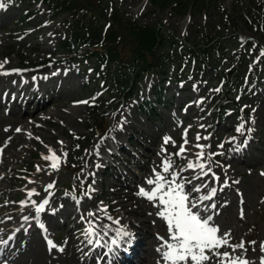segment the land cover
Listing matches in <instances>:
<instances>
[{
    "label": "rangeland",
    "instance_id": "obj_1",
    "mask_svg": "<svg viewBox=\"0 0 264 264\" xmlns=\"http://www.w3.org/2000/svg\"><path fill=\"white\" fill-rule=\"evenodd\" d=\"M93 1L91 0V2ZM113 1L121 11L126 13L127 18L145 26H159L176 36V38L187 36L191 41L203 39L205 42L209 38H219L220 41L224 38L226 40L235 38L233 42L238 43V36L242 39H260L264 35V33L259 32V29L256 30L255 26L253 27L247 23L244 15L249 7L244 0H188L191 10L185 15L179 9L172 10L170 7H158L156 0ZM2 2H4L5 7L0 9H5V11L0 13V19H2V22H0V64L5 66V64L10 63L12 66L9 65V69L14 70L16 68H13V65L18 68L23 64L28 65V63L39 64L44 59L50 58V54L53 57L62 58L60 54L64 50L62 42L67 41L71 35L70 30L63 23L67 15L53 22L49 6L45 3H37L32 6V9L33 11L38 9L40 12L30 20L27 29L24 30L23 28L22 30L17 25L23 8L13 6L12 0H2ZM21 3L22 7L26 8L27 3L24 5V1ZM12 35L19 36L13 38ZM226 49L228 50L229 47H226ZM64 51L69 53L71 50ZM20 56L25 58L22 59ZM5 61L7 63H4ZM71 61H74V66L69 63V65L63 64L60 67L69 72L73 76L72 78L77 77L81 82L89 78L94 80L93 83L86 86V89L83 88L84 83L69 81L70 84L65 85L68 88L76 89L75 95L65 96L62 99H60V95L54 99L57 106L66 103L65 105L71 108L75 107L72 101L90 96L92 101L90 100L91 102L87 103V106L80 102L77 104L79 110H76V120H71V117L68 116L63 117L64 115L58 112L56 108L42 107L45 98L42 99L40 106L37 102L30 105L28 114L24 112L27 108L25 107L27 101H19L18 110L21 109L23 112L21 111L18 116L9 114L7 112L9 109L5 110L4 103L0 104V146L2 145L4 149L6 165L12 167L1 170V174H6L7 177L0 178L3 187L0 191V199L3 200L0 201V218L1 215H6L5 219H0V231L9 224L12 225L15 218L23 213L26 206L35 210V207L45 198H48L51 202H60L65 211L68 209L65 207H68L69 203L77 205L75 203L87 199L94 184L89 183L84 178L85 166H83V163H86L85 158L89 160L92 152H98L102 145L111 142V137H114L116 128L121 127V118L116 117V119H113L111 113L121 114L120 109L122 106L134 103L135 106L133 110L130 108L129 113L141 119L144 124L151 125V129L159 134L150 138L152 143L150 142L149 147L151 150L152 147L154 148L155 156L152 157L153 161L148 165L153 170V173L149 175V179H155L154 170L156 173L160 171L166 180L171 179L168 173L162 172L161 162L166 159L171 161L172 165L179 163L182 167L187 168L191 158L184 155L187 160L185 161L181 156L174 155L178 152L179 147L184 144L185 132L187 133V140H192L191 142L194 144H196L198 134L201 137H209L206 140L201 139L199 141L200 145L206 146L203 148L206 156L209 153H215L216 155L201 162L206 164V168L211 166L213 173L221 181L213 179L210 175L209 179L212 182L222 184L226 181V183H233L234 191L231 194V190H227L223 194V198L227 199L231 195V198L235 201L238 200V205L233 208L232 212L230 211L228 215L226 212L222 217L224 214V211H222V214L217 215L216 221L212 223L219 228L218 235L230 234L228 244L219 251L228 252L232 257H242L253 262V264H259L260 256L264 255L259 251L260 243L264 242V175L261 174L264 173V102L260 97L262 94L264 95V81L262 83L255 81L252 77L250 79L251 75L246 74L245 89L237 94L241 98V106L246 114L242 116L234 115L233 110L228 109L220 125L217 121L222 114L220 107L225 101L220 91H215V89H218V83L214 73L212 71L205 72L200 68V65H191L185 68L184 66L168 64L165 70L143 74L139 81L132 78L125 86L128 88L126 93L123 92V88H117L112 78L107 100L102 102L98 98L102 97L105 91L102 93L101 88L103 85L98 81V74L95 73L93 67L87 62L85 63L86 60L83 58ZM77 65L84 67V70L88 67L91 71L85 73L86 76L80 69L71 70L70 67L74 68ZM92 65L96 67L95 64L92 63ZM51 66H56V64H51ZM258 68L260 69L261 66ZM113 69L117 70L115 67ZM107 70L110 71V67ZM10 71L7 72L10 73ZM110 72L112 73V70ZM6 76L11 77L13 75H1L0 98H2V92H5L7 88H12L17 81V78L6 79L5 81ZM25 78H28L27 74H25ZM161 90L164 100H169L166 103L168 106L155 102V104H152L153 110L150 108V111H153L151 115L145 110L141 111L139 109L143 100L150 99L154 101L157 98L156 94ZM112 95L114 96L109 100ZM121 98L125 101L120 103ZM129 98L130 101H127ZM184 102H186L185 105H183ZM191 102L195 103V110H191L189 105ZM196 110L199 111V116L193 117ZM51 111L53 115L49 114ZM36 112L40 115L38 118L34 115ZM103 112L107 115L106 125L108 131L103 139L99 140L94 133L93 118L95 114H102ZM159 114L165 118L164 121L161 118L156 120ZM151 116H153L154 122L158 126L152 124ZM22 117L26 119L25 124L20 123ZM31 120H35L36 123L33 127L34 130L29 127V125H33ZM16 122L18 126H16ZM61 123H66L64 128ZM240 124H244V135L236 131ZM202 125L203 127H201ZM23 127H26L28 134L20 135L15 141L9 142L11 129L16 134L14 129ZM249 128L251 129L250 133L247 131ZM132 133L133 131H129V135ZM135 134L140 136L136 131ZM77 135H86L91 140L81 142L80 146L73 150L72 140ZM160 135L162 136L160 137ZM246 136L254 138L257 143V147L252 151L250 150V154L257 160L260 159V166L256 169L251 166H243L238 162L235 167L227 164L231 148L243 144ZM166 137L170 138L168 143H165ZM6 141L9 142V145L4 143ZM125 144L129 146L127 141H125ZM135 144H137L136 141ZM221 144L223 147H218ZM49 149H52L60 157L58 170H53L51 161L43 158L51 154ZM122 156L131 158L127 153H123ZM15 157L17 159H14ZM124 166L127 169L126 163ZM124 166L121 168H124ZM13 168L18 170H13ZM38 168L40 171L37 170ZM133 170H137V168ZM137 171V173H141L140 169ZM108 172L109 174L105 178L106 181L101 180L102 176L104 177L103 173L98 177L106 187L104 197L110 196L108 195L110 187L107 182H112L114 178V175H111L112 171ZM12 174L16 176L13 175V177ZM135 178L136 173L132 174L128 180ZM234 181H238V183H234ZM183 183L188 184V180H184ZM49 184H54V186L46 191V186ZM68 185H72L74 190L67 189ZM147 187H149L148 184L142 188L147 189ZM95 188L98 196L103 187L98 185ZM80 189L83 190V194L77 197L75 192ZM33 190L38 194H34L32 199L26 200L25 195ZM191 193L192 191L188 194ZM104 197L94 199V201L108 207ZM144 201L146 206L142 202L141 207H144L142 210L151 228L152 238H154L156 232L157 238L163 237L167 240L166 223L156 215L159 208L153 206L155 202H149L145 198ZM106 213L108 212L106 211ZM53 216L54 220L60 222L62 227L56 229L49 238L56 245L52 250L61 252L66 256L62 264H72L74 259L72 248L68 249L70 229L74 232L73 238L80 235L83 239L89 240L91 236L86 235V229L89 226L74 227V222L66 226L67 219L64 212L61 214L55 213ZM83 222L89 223L87 219H84ZM41 234L42 237H47L44 232H41ZM10 236L7 235L4 240L9 239ZM158 241L160 244H154L153 246L156 251L162 243L160 239ZM242 241L244 242V249L237 248L233 252L231 246L238 245ZM252 241L256 243L251 244ZM61 248L63 251L59 250ZM2 252L3 249L0 250V253ZM47 255L44 248L40 249L35 254L36 263L43 264V260L47 258ZM215 259L213 257L212 264H215ZM152 261L163 264L159 253L158 257L152 259Z\"/></svg>",
    "mask_w": 264,
    "mask_h": 264
},
{
    "label": "bare ground",
    "instance_id": "obj_2",
    "mask_svg": "<svg viewBox=\"0 0 264 264\" xmlns=\"http://www.w3.org/2000/svg\"><path fill=\"white\" fill-rule=\"evenodd\" d=\"M61 61L60 59H51L48 61V65L44 67L37 68L33 71L29 69H24L23 71L20 70L18 73L14 72L13 76L5 77L9 80L10 78L16 79L17 81L15 84H13L12 88H7L4 94L6 95V98H0V104L3 102L5 105V108L12 107L15 105V102L18 98L13 97L12 95H16L19 98L20 97H27V95H30V103H35L37 100H39V97L41 94H44L45 92H51V94H58L61 95L60 99L66 97H71L72 95H75L76 89L68 88L67 86L62 89L61 86H63L64 83L70 84L69 81L74 83V81H77L79 83H85L81 82L77 77L72 78L69 74V72L65 71L64 68H61L60 66H51V63H58ZM9 68V64H5L2 69L6 70ZM13 68H17V66L13 65ZM25 74L28 75V79L25 78ZM72 78V80H70ZM26 87V90L24 91ZM262 101L264 102V95L261 96ZM64 104H60L57 106L54 101L47 104L49 108L58 109V112L63 114V117H71L72 119H77L75 114L77 113L76 110H79L78 106L69 108L68 106ZM135 104H129L126 106H122L120 111L121 114H117L115 112L111 113L112 118L116 119V117L121 118V127H118L115 130L114 137L111 142L106 143L102 145L98 152H92L91 156L88 158H85L86 163H83V166H85L84 171V178L90 183L95 185H101L100 179H97V176L103 171L104 167H109V161L108 157L112 155L114 152L113 147H122L123 146V139L124 136L128 138H132L137 142V150L136 152L132 153V158H129L127 160H130V166L129 171H131L132 167L134 168L135 165H139L142 163V169L144 170L143 178L145 180V177L149 174H152L150 170H148V163L150 160H152V157L154 156V148L149 147L150 146V138L153 135H159L157 131L152 130L151 125H146L141 119H138V117L132 116L129 113V110H133ZM196 107V105L190 104L191 109L193 107ZM58 107V108H57ZM73 108V109H72ZM1 109V105H0ZM12 110V109H11ZM15 116H18L20 114V111L17 113H13ZM28 114V112H26ZM50 115H53V112L51 111L49 113ZM37 115V118L40 116L39 113H35ZM199 111L196 110L193 113V117H198ZM22 124H25L24 122L26 119L25 117L21 118ZM66 121V120H65ZM18 123H16V126ZM66 124V123H65ZM64 123H61V126L65 127ZM32 125H29L31 127ZM158 126V125H157ZM32 130L33 127H31ZM137 130L138 135H135L134 137H131L129 135V131L131 130ZM20 131H17V129L10 131V141H15L16 138L20 135H27L28 130H26V127L20 128ZM162 134V133H160ZM188 143L185 146L186 152L184 153L185 156H189L191 158L192 162H196L197 157L195 155L196 152L200 151V149L196 148L195 145L197 143L200 144V140L196 141V144L192 143L190 139L187 140ZM152 143V142H151ZM191 143V144H190ZM241 145L236 146L234 148H231L230 156L228 161L230 163H240L243 166H253L255 163L260 164V159L257 160L252 154H250V148H253L254 143H252V139H249V143L247 147H241ZM237 147H240V151H236ZM131 155V154H130ZM181 156L185 161L186 157ZM18 157V156H16ZM14 159H17V158ZM89 161V163L87 162ZM123 161L122 159H119ZM135 164H132L134 162ZM3 167L10 169L12 168L9 165H6L5 163L1 164ZM119 167L116 166L113 169L114 172V178L112 182H110V190L109 194L110 196H106V200L109 201L111 204L107 205L108 209L111 210L113 215H107L106 209L104 206H100L98 204H95L94 202L86 201L82 205H74L73 203H69L68 209L66 210L67 213V224L75 223L74 227H81L84 222L81 221L80 215H84L89 222H91L94 225V230L96 235H93L90 237V239L87 241L83 239L80 236L74 237V232L72 229L70 232V245L68 246V249L72 248V253L74 256L73 263L72 264H135L134 260L128 256L125 259L119 258V260L115 256V251L109 252L108 247H113L115 245L111 244V241L113 239H119L117 237V232L119 230H123L130 235L125 237L123 240H120V244L125 247V245H136V248L131 253V256L133 255L134 258H136L139 262V264H158L154 263L152 259H156L158 257V252L153 249L154 244H160V242H156V238H152V231L151 228L148 225L147 220L145 219L146 216H144V211L141 207L142 203H140V200L142 198L138 197L137 194H134V192L138 191V185L141 181L138 179V181L132 180L133 184H130L126 181V178L123 174L119 171ZM181 169H184V171H180ZM146 170V171H145ZM173 171L178 172L181 177L185 178L184 180H191V183L186 184L185 192L192 191L193 185H200L203 183H207L208 187L203 188L201 192H193L191 196L192 197H198L203 194H208L210 189L212 187H215L217 189L215 197L211 201H204L201 205V216H212V223L216 221L217 215L222 214V211L225 213H228L235 208L238 205V200L235 201L233 198H231V195L227 198H223V194L227 190H231V194L234 191L233 183H227V186H225V183L223 184H217L213 183L211 179H209V175L203 177V179H192L194 176L198 175L199 169H197L195 172L192 170H188L183 168L182 166L177 168H172L170 172ZM205 171H208L205 169ZM1 177V175H0ZM180 181V180H179ZM181 182V181H180ZM122 185L124 187H122ZM3 187L0 183V190ZM188 190V191H187ZM24 198L28 200L29 196L26 195ZM215 204V209H209L208 211H203L205 205ZM49 208L50 209H56L57 213H61L64 211V208H62V205L60 202H49ZM89 212L95 213L93 216L87 215ZM34 211L28 209L24 210L23 213L20 216H17L14 220V223L12 225H8L6 229L1 231L0 233V250L3 249L2 255H0V260L4 259L5 262H9V264H37L35 261V254L42 248H44V251L48 254L47 258L43 260V264H62L63 259L66 257L61 252L57 251H49V247L47 244V241L45 238H42L40 236V232L38 230L37 221H36V214L33 215ZM25 217H28V220L25 221ZM51 214H45L42 212L39 217V221L42 222L45 226H48L47 230L45 231L47 233V237L51 236L52 233L58 229L59 222L56 220H52ZM109 217L111 219H109ZM220 217V218H222ZM113 221H119V223H113ZM105 232L107 234L105 235ZM12 235L11 239L7 243L4 242V238L8 235ZM91 240V243L89 242ZM4 242L3 245H1ZM99 242V243H98ZM107 245V246H103ZM4 247V248H3ZM122 256V254H121ZM11 259V260H10Z\"/></svg>",
    "mask_w": 264,
    "mask_h": 264
},
{
    "label": "trees",
    "instance_id": "obj_3",
    "mask_svg": "<svg viewBox=\"0 0 264 264\" xmlns=\"http://www.w3.org/2000/svg\"><path fill=\"white\" fill-rule=\"evenodd\" d=\"M52 8V15L59 18L61 14L68 13L67 26L70 27L72 35L69 42H66L64 47L77 48L79 52L93 57L97 62L104 65L115 64L118 68L113 73H109L108 80L116 81L117 86H124L129 81L130 76H135L136 80L143 72H149L153 69L164 68L167 62L182 60L190 63L192 59L197 62L201 59L208 60L205 62L206 70L210 67L215 69V72L226 80V97L233 99L232 86L237 88L240 86V75L238 68L242 65L252 64L253 57L250 55L248 47L247 53H242L243 49L238 48L235 53H230V60L235 59L240 65L233 74L226 72V65L221 63L225 56L222 52L218 53L217 48H221L222 44L216 49H212L210 42L201 40L193 42L190 45L188 39L185 42L177 39L173 35L164 32L159 26H142L138 23L127 20L123 12L119 9H114L112 5L105 4V11L112 13V19L108 20L112 24L106 34L103 32V22L99 21L100 17H89V6L96 3L97 7L102 5V0H46ZM112 2V0H109ZM249 8L248 22L254 23L255 20L262 19L264 15L263 0H248ZM158 7H170L179 9L183 14L188 12L190 2L188 0H156ZM112 8V11H111ZM106 17L107 14L105 13ZM256 25V23H255ZM213 40V39H212ZM217 44V43H216ZM160 49V51H158ZM240 54V57L238 56ZM249 56V58H248ZM228 57V58H229ZM189 59V60H187ZM129 60V61H127ZM127 61V62H125ZM248 61V63H247ZM236 90V91H237ZM234 102V101H233Z\"/></svg>",
    "mask_w": 264,
    "mask_h": 264
},
{
    "label": "snow or ice",
    "instance_id": "obj_4",
    "mask_svg": "<svg viewBox=\"0 0 264 264\" xmlns=\"http://www.w3.org/2000/svg\"><path fill=\"white\" fill-rule=\"evenodd\" d=\"M5 7L4 2L0 0V8ZM261 56H264V50L260 53ZM4 63H7L5 61ZM0 68H3V64H0ZM14 72H19L20 70L15 69ZM11 73L5 71L0 72V75H9ZM215 91H219V89H215ZM81 103H87V101H83ZM203 127V125L201 126ZM17 131H20L17 129ZM237 133L244 135V124H240L236 128ZM249 133L251 129L247 130ZM187 133L185 132L184 145L188 143L187 141ZM249 138L246 136L245 140L241 147H247L249 143ZM170 138H165V143H168ZM201 139H209V137H201L199 134L196 137V140L199 141ZM235 139L234 137L232 138ZM62 143V142H59ZM184 145L179 147L178 152L174 155L183 156L186 152V148ZM196 148L200 149V151L196 152L195 155L197 157L196 162L189 161L187 164V169L196 171L199 169V174L194 176L192 179H203V177L208 176L211 172L209 169L205 171L206 164L201 162L205 159H211L215 153H209L207 156L205 155L203 148L205 145H200L197 143L195 145ZM218 147H223V145H218ZM241 148L237 147L236 151H240ZM51 153L49 156L43 157L45 160L51 161V168L53 170H58L59 160L58 157L52 149H49ZM66 155V154H65ZM162 172L168 173L172 169V163L169 160H164L161 162ZM40 171V169H37ZM181 172L184 169L180 170ZM264 175V173H261ZM213 179L219 180V177L215 176L214 173H211ZM155 179H148L146 183L151 187V190H145L141 188L138 195L147 199L149 202H155L153 204L154 207H158L159 211L156 215L161 218L167 226L168 230V239L165 240L163 237H158L162 241L161 245L157 248V252L160 254L163 264H212L213 257H215V264H253V262L244 259L242 257H232L228 252L219 251L222 247L228 244V236L229 233H225L223 235H218L219 228L212 224V216H201V208L200 205L204 201H211L217 192L215 187H212L208 194H203L198 197H192L190 199L189 194L185 192V186L183 182H177L178 180L183 181V177L180 176L178 172L173 171L171 173V179L165 180V177L160 173H156L154 170ZM31 182V181H30ZM191 183V180L188 181ZM234 183H238V181H234ZM54 184H49L46 186V191L52 188ZM225 186L227 183L225 181ZM208 184L203 183L200 185H193V192H201L203 188H207ZM38 194L35 193L34 190L28 193L29 198L32 195ZM49 199L45 198L42 202H40L35 207L36 212V221L38 226L41 229H44V225L40 223L39 217L42 212L46 210V206L49 205ZM35 204V202H33ZM216 205L210 204L205 205L203 211H208L209 209H215ZM55 213V210H52V214ZM87 215L93 216L95 213L89 212ZM25 221L28 220V217L24 218ZM109 219H111L109 217ZM113 223H119V221H113ZM107 232H105V235ZM86 235L93 236L96 235L94 230V225L89 222V227L86 229ZM117 237L119 239H113L111 241L112 245H116L118 248L120 246V240H123L125 237L130 234L123 231L122 229L117 232ZM11 239V237H10ZM49 247V251L56 247L50 239L45 238ZM91 243V240L89 241ZM6 243V242H5ZM99 243V242H98ZM251 244H255V241L250 242ZM107 246V245H103ZM232 251L235 252L237 248L244 249V242L242 241L238 245H233ZM63 251V249H59ZM109 252H113L111 247H108ZM260 253H264V242L260 243L259 247ZM160 264V262H158ZM259 264H264V255H261L259 258Z\"/></svg>",
    "mask_w": 264,
    "mask_h": 264
}]
</instances>
